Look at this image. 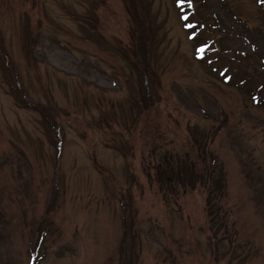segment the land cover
<instances>
[{"label":"rangeland","instance_id":"374dc122","mask_svg":"<svg viewBox=\"0 0 264 264\" xmlns=\"http://www.w3.org/2000/svg\"><path fill=\"white\" fill-rule=\"evenodd\" d=\"M186 1L0 0V264H264V0ZM198 145L214 242L200 182L153 180Z\"/></svg>","mask_w":264,"mask_h":264},{"label":"trees","instance_id":"16d2710c","mask_svg":"<svg viewBox=\"0 0 264 264\" xmlns=\"http://www.w3.org/2000/svg\"><path fill=\"white\" fill-rule=\"evenodd\" d=\"M193 2H194V0H191V7H190L191 13L194 16L197 13L202 14L201 13L202 7H200L202 5L196 6V4L195 5L192 4ZM197 15H199V14H197ZM201 18L202 17L197 16L195 23L197 24L198 27L199 26L201 27V30H203V28H204L203 25H205V23L203 20H201ZM136 43H137V41H135V44ZM219 46H220L219 44L213 45V47H215V51L217 52V56L219 55V57H220L219 59H221V61H223L226 57H228V59H225L226 65L227 64L232 65L236 69L240 68V72L245 74L246 76H249L250 78H255L258 75L256 70H253L248 74L245 73L246 67L243 68V65L241 64V60H243L242 54L235 53L232 55H228L227 53H224L223 51L221 52V49ZM136 50H137V47H136L135 51ZM140 52H141V54L139 53L138 55L135 56L136 59L133 58L131 55H129V54L128 55L130 57L131 63H136L139 66L140 70H142V76H144L145 80L147 81L148 73L152 72L153 74H155V71L151 67L150 53L148 55H145L144 53H142L141 50H140ZM117 53L119 54L120 51H117ZM0 55H1V52H0ZM120 56L122 58H125V53H123L121 51ZM155 77H156V74H155ZM242 80H240V81L243 83L244 81H242ZM258 86L263 87L262 84L258 85ZM20 93H22L24 95V93L22 91H20ZM151 95H152V93L150 94V97H151ZM27 101L28 102L30 101L29 98H27ZM34 105L41 109V106H39L38 104L35 103ZM34 105H32V106H34ZM32 106H29V107H32ZM46 106L47 107L49 106L51 108L52 107L51 102H48V104H46ZM46 106H43L44 111H46ZM36 111H38V110H36ZM38 112L41 114H44L40 111H38ZM45 113H48V112H45ZM49 117L54 119V117L51 116L50 114H49ZM49 117H47V118H49ZM205 149H206L205 146H203L202 148L199 146V148L197 149V153H198L197 159L190 158V156H192V155L190 154L189 151H186V152H184V157L177 155L174 162H173V160H169L168 163L165 160H163L162 162L160 161L158 166H157L158 171L156 173H154L155 175L153 176V179H159L158 176H160V172L162 173V171H163V172H165V174H168V173L170 174L166 179L167 181L173 180L177 184L184 187V189L190 185L196 186L197 182H200V184H201L200 187L204 188L205 193H206V194L204 193L205 197H206V201H205V205H204L205 206V214L207 217L206 229L208 231V234L211 236L210 240L212 242H214L215 239L217 240V238H218L217 233L222 229V227L224 225L222 220H219L216 218V213L218 210H214V209L211 210L213 205H214V197L219 196V195H216V196L213 195L214 190H215L214 182L218 179V177H221V180H222L223 170L221 169V167H218V168L215 167L214 164H208L202 158V156L199 155V152L203 155L205 152ZM165 156L166 155H164V157ZM165 159L168 160V158H166V157H165ZM221 185L218 186V184H217L218 191H220ZM220 195H221V193H220ZM213 248H214V246H213Z\"/></svg>","mask_w":264,"mask_h":264}]
</instances>
